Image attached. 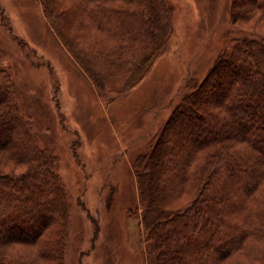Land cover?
Wrapping results in <instances>:
<instances>
[{"label":"trees","instance_id":"obj_1","mask_svg":"<svg viewBox=\"0 0 264 264\" xmlns=\"http://www.w3.org/2000/svg\"><path fill=\"white\" fill-rule=\"evenodd\" d=\"M41 1L101 93L113 90L110 75L121 76L119 92L136 84L173 32L167 0H64L62 10L59 0ZM254 9L264 19V0H251L246 12ZM233 41L135 162L156 264H225L250 241H264V42ZM37 136L0 69V159L26 164L21 172L5 171L0 161V264H40L48 255L61 264L71 201ZM58 225L56 241L35 261L11 255L13 244L33 248Z\"/></svg>","mask_w":264,"mask_h":264},{"label":"rangeland","instance_id":"obj_2","mask_svg":"<svg viewBox=\"0 0 264 264\" xmlns=\"http://www.w3.org/2000/svg\"><path fill=\"white\" fill-rule=\"evenodd\" d=\"M59 1L62 10L64 0ZM167 1L173 32L164 51L126 91L117 89L121 76L110 75L113 90L101 93L41 0H0V69L14 86L19 112L54 157V170L71 201L61 264H156L155 243L142 221L135 162L183 94L205 79L234 38L264 42L263 17L255 9L246 12L251 0ZM239 11L246 17L236 18ZM65 36L74 41L73 31ZM4 159L5 171L26 168ZM58 228L45 232L33 248L13 244L11 255L35 261L41 248L54 244ZM263 254L264 241H250L225 264H262ZM58 261L48 255L39 263Z\"/></svg>","mask_w":264,"mask_h":264}]
</instances>
